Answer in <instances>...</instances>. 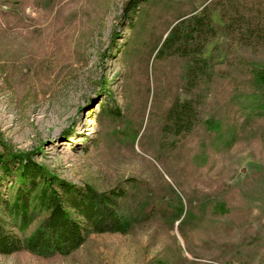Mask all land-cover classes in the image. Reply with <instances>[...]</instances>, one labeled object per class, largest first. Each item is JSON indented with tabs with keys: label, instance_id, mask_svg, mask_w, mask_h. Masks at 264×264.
I'll return each mask as SVG.
<instances>
[{
	"label": "rangeland",
	"instance_id": "obj_1",
	"mask_svg": "<svg viewBox=\"0 0 264 264\" xmlns=\"http://www.w3.org/2000/svg\"><path fill=\"white\" fill-rule=\"evenodd\" d=\"M128 1L0 0V156L97 192L127 188L131 219L68 256L22 250L0 264H264V118L235 99L264 45L219 30L199 54L208 76L190 84L188 60L158 50L204 6L223 27L221 2L139 0L132 15ZM174 101L196 108L183 136L164 129Z\"/></svg>",
	"mask_w": 264,
	"mask_h": 264
},
{
	"label": "trees",
	"instance_id": "obj_2",
	"mask_svg": "<svg viewBox=\"0 0 264 264\" xmlns=\"http://www.w3.org/2000/svg\"><path fill=\"white\" fill-rule=\"evenodd\" d=\"M138 1L129 0L124 11L133 15ZM219 1L223 27L213 22L204 6L200 15L180 18L168 30L158 50V56L173 51L188 60L190 84L208 76V62L199 54L219 30L246 46L264 45V0ZM248 68L247 89L235 99L244 97L251 110L264 118V66L252 63ZM207 123L213 126L211 120ZM195 124L196 108L192 101L172 102L166 115V132L183 136ZM0 173L16 175V185L7 190L6 198H0V255L25 250L43 258L68 256L91 234L129 231L131 219L121 206L127 188L97 192L88 185L78 187L25 156H0Z\"/></svg>",
	"mask_w": 264,
	"mask_h": 264
}]
</instances>
